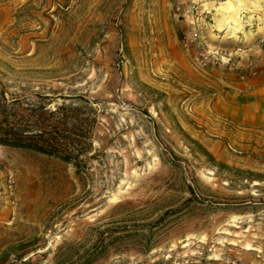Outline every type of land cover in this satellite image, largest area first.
I'll return each instance as SVG.
<instances>
[{"label":"rangeland","instance_id":"rangeland-1","mask_svg":"<svg viewBox=\"0 0 264 264\" xmlns=\"http://www.w3.org/2000/svg\"><path fill=\"white\" fill-rule=\"evenodd\" d=\"M12 99L90 145H0V264H264V0H0Z\"/></svg>","mask_w":264,"mask_h":264},{"label":"trees","instance_id":"trees-1","mask_svg":"<svg viewBox=\"0 0 264 264\" xmlns=\"http://www.w3.org/2000/svg\"><path fill=\"white\" fill-rule=\"evenodd\" d=\"M43 97L51 100L49 96ZM14 103L17 99L0 101V145L30 150L76 167L81 164V155L90 145V136L82 119L74 112L77 105L61 102L48 110L45 122L36 116L26 122L9 111L8 107Z\"/></svg>","mask_w":264,"mask_h":264},{"label":"bare ground","instance_id":"bare-ground-1","mask_svg":"<svg viewBox=\"0 0 264 264\" xmlns=\"http://www.w3.org/2000/svg\"><path fill=\"white\" fill-rule=\"evenodd\" d=\"M235 13H237V10H236V12Z\"/></svg>","mask_w":264,"mask_h":264}]
</instances>
